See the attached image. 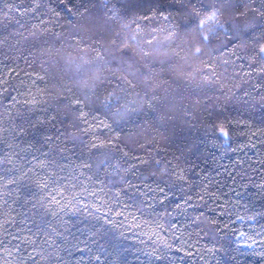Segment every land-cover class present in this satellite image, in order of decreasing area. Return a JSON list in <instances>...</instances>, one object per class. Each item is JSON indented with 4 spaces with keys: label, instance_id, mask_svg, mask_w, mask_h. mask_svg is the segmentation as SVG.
I'll return each instance as SVG.
<instances>
[{
    "label": "trees",
    "instance_id": "obj_1",
    "mask_svg": "<svg viewBox=\"0 0 264 264\" xmlns=\"http://www.w3.org/2000/svg\"><path fill=\"white\" fill-rule=\"evenodd\" d=\"M0 264H264V0H0Z\"/></svg>",
    "mask_w": 264,
    "mask_h": 264
},
{
    "label": "snow or ice",
    "instance_id": "obj_2",
    "mask_svg": "<svg viewBox=\"0 0 264 264\" xmlns=\"http://www.w3.org/2000/svg\"><path fill=\"white\" fill-rule=\"evenodd\" d=\"M97 259H99V257Z\"/></svg>",
    "mask_w": 264,
    "mask_h": 264
}]
</instances>
